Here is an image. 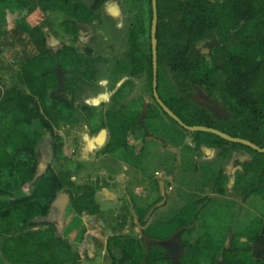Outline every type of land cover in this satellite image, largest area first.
<instances>
[{"label":"trees","instance_id":"obj_1","mask_svg":"<svg viewBox=\"0 0 264 264\" xmlns=\"http://www.w3.org/2000/svg\"><path fill=\"white\" fill-rule=\"evenodd\" d=\"M109 1L93 0L88 6L81 0H37L32 8L25 9L20 0H0V86L3 88L0 91V204H3L0 210H4L0 213V235L4 237L0 238V264H82V256L74 251L63 231L82 240L85 226L79 217L85 213L92 216L101 213L96 189L73 182L74 171L80 166L75 162L58 173L49 171L48 167V173L36 179L46 140L54 155L62 150L61 138L49 119L51 114L41 101L50 98L55 122L68 121L73 115L78 85L92 84L98 73L93 50L80 49L75 41L82 26L100 22V11ZM143 1L134 0L138 16L129 33L127 70L132 78L147 74L152 91L153 11L151 0H146L147 7L141 9ZM13 7L21 11L18 13ZM9 9L15 13L11 19H8ZM157 9V47H165L166 66L171 75L170 81L163 82L161 96L158 74L157 90L163 103L188 126L214 128L264 148V0H157ZM24 10L35 11L31 19ZM52 13L62 16V28L72 37L70 44L60 48L57 60L52 59L43 24H40ZM201 42L208 54L202 53ZM14 64L18 66L14 68ZM199 88L208 98L218 101L224 114H213L206 104L196 99ZM153 99L154 103L148 104L144 114L131 101L107 111L99 123L96 108H88L84 115L86 124L98 131L108 130L109 139L103 152H130V138L137 130H142L144 138L172 142L186 141L190 136L189 149L194 153L208 149L228 159L231 152L238 150L251 156L243 164L242 180L246 185L243 200L264 189V153L230 143L212 133L187 131ZM162 114L171 122L164 127L154 124ZM221 171L220 175L216 174L214 192L225 196L227 175ZM43 181L48 183L44 185V193L49 199L45 202L42 195L32 205L45 209L62 193L69 202L66 223L56 216H41L31 222L23 218L25 203L16 198L18 192L26 187L41 190ZM161 200L159 195L157 201ZM199 204L197 201L183 207L167 222L151 224L146 217L154 204L145 209L134 206L136 217L131 218L132 231L107 240L111 264H171L164 248L147 250L140 233L135 232L138 226L142 233L155 240L168 239L182 231L184 253L180 264H201L202 249L186 245L183 240L184 234L195 229L194 209ZM55 211L60 213L57 208ZM48 224L50 229L30 231ZM234 240L230 244L218 243L211 264H216L219 257L225 264H264V222L251 246H238ZM113 246L118 254L112 250Z\"/></svg>","mask_w":264,"mask_h":264},{"label":"rangeland","instance_id":"obj_2","mask_svg":"<svg viewBox=\"0 0 264 264\" xmlns=\"http://www.w3.org/2000/svg\"><path fill=\"white\" fill-rule=\"evenodd\" d=\"M33 1L20 0L21 6H25V9L32 8L33 3L37 4V0ZM81 1L88 6L93 3V0ZM140 5L141 9L146 8V0ZM12 10L18 13L21 11L19 7L18 9L13 7ZM24 12L29 11L24 10ZM34 12L28 13L27 17L31 19ZM7 13L8 19L15 15L11 13V9ZM137 16V2L135 3L134 0H111L101 9L100 22L82 26L75 45L80 49L89 47L93 50L92 58L97 59L95 66L98 73L92 84L78 85L74 95L76 109L68 121L55 122V110L50 106V98L41 101L43 108L48 109L51 114L49 119L61 138L62 150L58 155H54L46 140L41 149L39 178L48 173V167H50L49 171L58 173L66 170L68 164L75 162L80 166L74 171L73 182L77 185L95 187L96 201L101 213L96 216L85 213L79 217L85 226L82 240L68 236L67 232L63 231V236L69 240L74 251L82 256V264H111L106 249L107 240L112 236H120L132 231L131 218L136 217L134 206L145 205L149 208L154 204L149 210H153L149 223L158 220L167 222L176 216L181 208L197 201L200 204L194 209L195 229L192 233L184 234L183 240L186 245L202 249L201 264H211L218 243L230 244L235 239L233 242L238 246H251L264 222V189L251 193L247 200H243L246 185L242 176L237 177L236 172L233 174V187L226 196L213 194L216 174L220 175L221 170L228 173L232 166L235 168L239 166L242 174L245 161L240 157L247 156L246 162H249L251 156L242 151L244 155L233 153L234 157L220 161L216 151L210 150L208 155H205L204 151L192 152L189 149L190 136L186 137V141L172 142L168 139L163 140L164 138H144L142 130L133 132L130 138V152L107 154L102 149L108 142L109 134L106 143L96 147L95 141L98 140L100 131L95 126L90 127L86 124L84 115L88 108H96L99 123L104 119L107 111L122 104L134 101V107L137 110L141 109L143 113L146 103H154L147 74L132 78L127 70L130 66L127 56L128 38L131 27L135 26ZM40 24H43L44 34L52 51V59L57 60L60 48L70 44L72 37L63 30L62 16L58 13L50 14L46 21ZM145 43L147 47V42ZM203 43L201 42L199 47L204 51L203 54H208V49L202 47ZM165 50L163 46L157 47L161 96L164 92L163 82L171 80L166 66ZM17 66L18 64H14L13 67ZM0 91L3 92L1 86ZM196 99L206 104L213 114H224L218 101L208 98L202 88H199ZM167 122L171 123L162 114L154 124L164 127ZM213 155V159L210 158ZM159 180L164 181L165 194L166 186L173 187V190L168 191L165 205L157 206L160 203L157 201L158 197L161 196ZM41 184V190L38 187H26L18 192L16 198L25 203L23 218L31 222L41 216L43 218L56 216L66 223L69 202L62 193L57 194L54 206L45 205L46 208L43 209L35 204L32 205L42 195L45 202L49 199V195L44 193V185L48 183L43 181ZM250 187H248L249 191L252 189V181ZM0 205L3 207V204ZM55 205L60 213L55 211ZM3 211L0 210V213ZM44 229H50V225L30 231L40 232ZM139 229L138 226L135 232L140 233ZM135 232L131 233L135 236L137 235ZM0 238L4 239L1 235ZM112 250L116 254L119 253L115 246Z\"/></svg>","mask_w":264,"mask_h":264},{"label":"water","instance_id":"obj_3","mask_svg":"<svg viewBox=\"0 0 264 264\" xmlns=\"http://www.w3.org/2000/svg\"><path fill=\"white\" fill-rule=\"evenodd\" d=\"M178 1H185V0H178ZM152 4V11H153V17H152V24H151V45H152V58H153V84H152V91H153V97L155 98L156 102L160 105V107L164 110L167 115H169L173 120H175L181 127H183L185 130L190 131V132H207V133H212L220 138L224 139L225 141H228L230 143H235V144H242L250 147L251 149L264 153V148H259L257 145L254 143L241 139V138H235L232 136H229L217 129L210 128V127H204V126H188L184 124L160 99L158 95V90H157V81H158V57H157V40H156V34H157V26H158V9H157V0H151ZM208 51V50H207ZM204 53V51H202ZM148 104L146 103L144 108H143V113L144 114L147 110ZM107 130L102 129L99 134L98 140L95 141V145L101 146L105 143L107 139ZM40 168L41 164L39 166V171L36 176L38 178L40 176ZM160 191H161V197L162 201L157 205H164L166 201V194H165V188H164V181L160 182ZM56 208V205H55ZM59 210V209H58ZM152 213V210L150 211V214ZM140 231V237L143 239L144 245L146 246L147 250H150L153 247H162L165 249V251L168 253L170 259H171V264H180L181 258L184 253V245L182 242V231H179L175 233L173 236H171L168 239L164 240H155L152 239L151 237L145 235L142 233V230L139 229ZM218 264H225L222 260L221 257L218 259Z\"/></svg>","mask_w":264,"mask_h":264},{"label":"crops","instance_id":"obj_4","mask_svg":"<svg viewBox=\"0 0 264 264\" xmlns=\"http://www.w3.org/2000/svg\"><path fill=\"white\" fill-rule=\"evenodd\" d=\"M107 130V129H106ZM107 132H108V130H107ZM107 135H108V133H107ZM108 137V136H107ZM107 140V139H106ZM105 143H106V141H105ZM100 147V146H99ZM208 151H210V150H208V149H205L204 150V153H205V155H208ZM210 153H212V152H210ZM233 153H240V154H243V152L242 151H238V150H236V151H234ZM232 152H231V154H233ZM247 154V153H246ZM244 155V154H243ZM213 157H214V155L213 156H211L210 158H212L213 159ZM231 157H234L233 155L231 156ZM219 159H220V161H222V160H225V159H222V158H220V157H218ZM240 158H242L245 162L248 160V158H247V156H242V157H240ZM240 162V161H239ZM241 165V164H240ZM230 172V173H229ZM229 172L228 173H226V171H225V174L227 175V183H226V189H227V193L230 191V189H232V187H233V179H234V173L236 172V174H237V177L238 176H242V174H241V171H240V167L238 166V167H231V170H229ZM162 180H159L158 181V186H159V190H160V182H161ZM217 185V184H216ZM215 185V186H216ZM167 187L168 186H166V199L168 198L167 197V193H168V189H167ZM235 188V187H234ZM215 189V188H214ZM172 190H173V187H172ZM227 193H226V195H227ZM214 195H217V196H220V197H224V196H222V195H218V194H216L215 192L213 193ZM225 195V196H226ZM162 201V200H161ZM160 201V202H161ZM165 203H166V201H165ZM165 203H164V205H165ZM137 207L139 208V209H145V208H147V207H145V205H137ZM182 209V208H181ZM150 212V211H149ZM152 212H153V210H152ZM151 215H152V213L150 214L149 213V215H147V217H146V220H148V224H151V223H149V219L151 218ZM158 221H160V220H158ZM158 221H155V222H158ZM154 223V222H153ZM140 229H142L141 227H140Z\"/></svg>","mask_w":264,"mask_h":264},{"label":"built area","instance_id":"obj_5","mask_svg":"<svg viewBox=\"0 0 264 264\" xmlns=\"http://www.w3.org/2000/svg\"><path fill=\"white\" fill-rule=\"evenodd\" d=\"M159 174V173H158ZM169 191H171L172 190V187L171 186H168V188H167Z\"/></svg>","mask_w":264,"mask_h":264}]
</instances>
